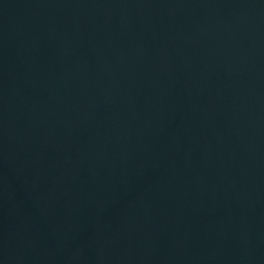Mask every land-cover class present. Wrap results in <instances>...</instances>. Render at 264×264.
Masks as SVG:
<instances>
[{"label":"water","instance_id":"95a60500","mask_svg":"<svg viewBox=\"0 0 264 264\" xmlns=\"http://www.w3.org/2000/svg\"><path fill=\"white\" fill-rule=\"evenodd\" d=\"M0 264H264V0H0Z\"/></svg>","mask_w":264,"mask_h":264}]
</instances>
